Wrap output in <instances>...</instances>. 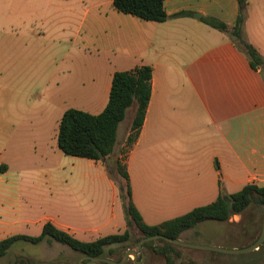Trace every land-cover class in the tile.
Listing matches in <instances>:
<instances>
[{
    "label": "crops",
    "instance_id": "1",
    "mask_svg": "<svg viewBox=\"0 0 264 264\" xmlns=\"http://www.w3.org/2000/svg\"><path fill=\"white\" fill-rule=\"evenodd\" d=\"M113 1L87 0L81 19L75 11H69L75 16L30 31L20 13L12 17L9 10L3 24L8 27V37L0 40L6 100L0 117V164L7 166L6 171H0V240L15 234L30 235L32 226L41 223L43 229L48 221L71 234L99 235L118 218L115 210L106 217L91 191H87L91 208L83 215L87 216L86 226L76 228L52 216L39 217L37 204L44 196L38 191L42 176L53 179L62 168L57 162L64 154L58 146V131L64 111L76 108L99 114L108 103L114 73L138 66L153 68L151 98L144 123L130 147L126 143L132 122L123 128L122 122L119 124L114 154L125 156L132 198L147 224L157 225L211 204L221 191L231 194L247 184L264 186L262 91L251 88L250 100L237 103L234 87L204 85V63L213 57L232 67L238 59L239 67L250 76L262 73L251 67L249 58L243 57V51L227 34L202 20L211 16L234 26L239 12L237 0H164L169 15L187 14L163 22L119 11ZM205 28L227 37L213 44L205 38L204 32L211 34ZM86 29L85 56L69 53L64 39L48 37L53 31H67L78 38ZM212 51H216L213 57ZM77 60L87 63V70L75 74ZM188 77L195 79L193 87H171L172 79ZM40 91H46L39 96L40 101L34 97L29 100ZM188 94L191 100H180ZM44 110L49 113L46 119ZM190 134L198 135L196 145L184 142ZM123 148L125 153H120ZM38 157L48 164L37 165L32 159ZM88 160L87 166L103 168L123 208L117 185L103 163ZM96 199L100 201L98 196ZM186 232L179 239L196 243L184 238ZM202 245L223 247L216 243Z\"/></svg>",
    "mask_w": 264,
    "mask_h": 264
},
{
    "label": "rangeland",
    "instance_id": "2",
    "mask_svg": "<svg viewBox=\"0 0 264 264\" xmlns=\"http://www.w3.org/2000/svg\"><path fill=\"white\" fill-rule=\"evenodd\" d=\"M53 2L55 0H0V40L2 41L3 38L8 37V27H5L3 24L10 15L9 10L13 11L12 17L15 16V13H20L21 17L26 20L29 31L33 28H40L43 24L45 26V23L46 26L52 24L56 19H66V17L75 16L69 11H75L76 17L79 19L85 15L87 0H58L56 5L50 4ZM17 22H19L18 18ZM205 29L211 31V34L204 32V36L206 39L211 40L213 44L218 43L222 37H227L213 28ZM14 30L17 33L19 32V29ZM55 33V31L48 33V37L64 39L66 41L65 49H68L69 53L73 52L76 56L87 55V47L83 45L84 42L87 43V29L86 31H82L78 38L67 31ZM229 38L233 40L231 37ZM243 38L258 50L264 60V0L249 1L246 20L243 26ZM215 54L216 51L211 52L212 57ZM242 54L243 57L248 59L244 52ZM3 56V48L0 46V117L4 114L6 103L3 95ZM239 65L238 59L234 61L232 67L226 62L213 57L204 63V69L207 71L204 77V85L215 88L234 87L235 101L237 103H246L250 100L252 96L251 88H256L257 92L262 91V95H264V73L262 72L258 76H250L245 74ZM228 66L230 70H228ZM74 68V73L78 74V71L82 69L87 70V63L84 64L77 60L74 63ZM254 83L258 86H253L252 84ZM76 85H79L78 80L76 81ZM170 85L171 87L186 86L189 88L195 85V79L191 77L172 79ZM76 89L79 90L81 87ZM42 93H46V91L33 93L29 97V100L31 101V98L34 97L35 101H40L39 96L42 97ZM192 98V95L188 94L183 95L180 100L186 101ZM135 109V104L128 108L125 119L121 123L122 128L132 122ZM33 113L35 114V110H33ZM43 114L46 119L47 114H49L48 110H44ZM197 137L198 135L196 134H190L185 137L184 142L196 145L198 143L196 141ZM121 151L120 153H122ZM119 155L114 154V157L116 158ZM121 159L123 161L125 156L121 155ZM32 160L39 166H46L48 164V160L46 161L40 157ZM87 161L90 160L63 154V158L57 161L62 168L54 173L53 179H48L45 176L41 177L38 194H43L44 199L42 203L38 202L37 204V208L40 211L38 216H52L57 222L66 223L76 228L86 226L87 216L83 215H86L87 210L91 208V205L87 203V191H91L94 201L101 206L102 213L106 211L107 217L112 210H115L118 218L102 234L87 235V233H74L73 235L82 240H94L101 236L123 233L125 230H129L131 239L124 243L125 246L113 247L114 252L110 255V258L114 260L122 259L127 249L138 250V243L143 238V235L134 224H127L121 201L114 194L110 179L106 176L103 168L99 165L87 166ZM114 176L116 182L113 181L117 185L118 181L121 182V178L116 173ZM96 195L100 201L96 199ZM78 214H81V216L79 217ZM83 219L85 220L83 221ZM119 223L122 225L115 227ZM263 223L264 206L253 205L244 213L233 215L232 222H202L197 228L187 230L188 232H186L184 238L196 242L195 244L201 243L200 245L203 243H216L228 249L244 248L247 244H252L257 240ZM125 224V229L122 230L121 226ZM41 230V223H38L32 226L29 234L39 235ZM148 242L151 243L148 247H144V243L142 244L145 259L141 263L136 264H264V241L260 250L241 253H227L205 249L197 250L176 245L170 253V260L164 254L155 250L158 247H163L164 242L159 239ZM83 257L69 247L57 242L34 244L27 241H18L8 250L5 256L0 258V264H13L20 259L27 263L30 261H33V263L62 261L69 264H84L87 262V258ZM134 259L135 256L130 255L125 264H130V260ZM138 259H141L140 254Z\"/></svg>",
    "mask_w": 264,
    "mask_h": 264
},
{
    "label": "trees",
    "instance_id": "3",
    "mask_svg": "<svg viewBox=\"0 0 264 264\" xmlns=\"http://www.w3.org/2000/svg\"><path fill=\"white\" fill-rule=\"evenodd\" d=\"M237 2L239 12L234 26L231 27L224 21L211 16H205L202 20L207 25L231 37L235 45L247 55L251 67L261 69L264 73V60L258 50L243 38V26L249 0H237ZM113 4L119 11L155 22H163L171 17L187 14L180 12L169 15L165 10L164 0H114ZM152 72L153 68L150 65L138 66L130 71L115 72L108 103L99 114H92L76 108L65 110L58 131V146L62 152L66 155L102 162L109 177L115 182L114 174L120 176L121 182L118 181L117 188L123 203L127 224H134L142 233L143 238L156 234L180 238L182 232L195 228L201 222H229L233 215L242 214L253 205L264 206V186L247 184L235 193L227 194L221 191L213 203L196 207L183 215L160 224L149 225L144 221L132 198L127 165L124 160L122 161L121 155L114 157V150L119 124L125 119L128 108L133 104L136 105V109L126 145L130 147L138 137L151 98ZM125 151L126 149L121 152L125 153ZM6 170L7 166L0 164V171ZM130 239L129 230H125L123 233L108 234L94 240H82L48 221L44 224L39 235L15 234L0 240V258L5 256L18 241L34 244L57 242L69 247L81 256L110 258L114 252L113 247L125 246L124 243ZM159 240L164 242V246L155 250L170 260V253L176 245L162 238ZM150 244V242H145L143 246L148 247ZM261 246L263 244L257 250H260ZM120 260L121 258L118 259V261ZM15 263L25 264L27 262L20 259ZM28 263H33V261ZM99 264L108 263L100 262ZM130 264L135 263L130 260Z\"/></svg>",
    "mask_w": 264,
    "mask_h": 264
},
{
    "label": "water",
    "instance_id": "4",
    "mask_svg": "<svg viewBox=\"0 0 264 264\" xmlns=\"http://www.w3.org/2000/svg\"><path fill=\"white\" fill-rule=\"evenodd\" d=\"M160 238L165 239V240H167V241H169L175 245H179V246L193 247V248L227 252V253H241V252H247V251L257 249L263 243V241H264V223L262 225V229H261L260 235L257 238V240L254 241L252 244L244 247V248L228 249V248L218 247V246L200 245V244L182 241L179 238H170V237H166L163 234H156V235L144 237L143 239H141L138 243V250L127 249L123 254V258L120 261L114 260V259L108 258V257L84 256L83 258H87V262L84 264H99L100 262H104V263H108V264H125V262L128 260L130 255L135 256V259L133 260L135 264L141 263L145 259V253H144L142 244L145 242H148V241H151L154 239H160ZM139 254L141 255L140 260L138 259ZM16 264H19V263H16ZM28 264H69V263L60 261V262H42V263H28Z\"/></svg>",
    "mask_w": 264,
    "mask_h": 264
},
{
    "label": "flooded vegetation",
    "instance_id": "5",
    "mask_svg": "<svg viewBox=\"0 0 264 264\" xmlns=\"http://www.w3.org/2000/svg\"><path fill=\"white\" fill-rule=\"evenodd\" d=\"M19 264H21V263H19ZM25 264H28V263H25Z\"/></svg>",
    "mask_w": 264,
    "mask_h": 264
}]
</instances>
